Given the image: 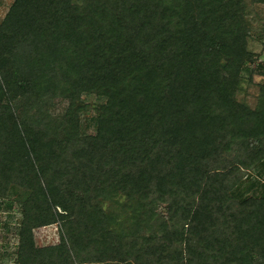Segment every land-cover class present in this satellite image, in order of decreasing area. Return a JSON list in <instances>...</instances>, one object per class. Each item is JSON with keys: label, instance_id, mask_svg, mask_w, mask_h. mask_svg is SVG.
I'll use <instances>...</instances> for the list:
<instances>
[{"label": "trees", "instance_id": "obj_1", "mask_svg": "<svg viewBox=\"0 0 264 264\" xmlns=\"http://www.w3.org/2000/svg\"><path fill=\"white\" fill-rule=\"evenodd\" d=\"M252 4L264 0H12L0 201L11 185L29 192L14 264H264V179L235 194L264 168ZM255 76L251 107L237 95ZM89 111L94 134L81 130ZM52 224L58 244L36 248L33 230Z\"/></svg>", "mask_w": 264, "mask_h": 264}, {"label": "rangeland", "instance_id": "obj_2", "mask_svg": "<svg viewBox=\"0 0 264 264\" xmlns=\"http://www.w3.org/2000/svg\"><path fill=\"white\" fill-rule=\"evenodd\" d=\"M11 3L12 0H0V20ZM246 22L253 33L252 37L248 40V49L255 55H260L261 45L257 33L261 27L264 26V6L259 4L248 5L246 9ZM261 81L262 77L255 76L252 84L249 85L245 77L242 81V91L237 95V99L245 101L253 107L258 95V85ZM82 101L91 106H98L105 103L104 98H98L94 95L87 94L82 96ZM53 103L54 106L50 109L51 114L54 116L64 115L68 106V101L54 100ZM93 117V111L80 114L81 130L83 133L94 134V126L91 120ZM257 179H264V168L252 172L247 180V188L237 189L235 190V194H240L245 197L254 194L255 189L250 187V183L258 181V183L262 185L260 183L261 180L259 181ZM258 189L260 190V187ZM28 194V191L11 185L4 201H0V264H14V253L18 242L16 229L18 228L17 222L20 219L18 203L24 202L28 197ZM7 200L12 202V208L9 211H7L3 205ZM59 235V227L56 224L36 228L32 232L33 244L36 248L56 245L59 242Z\"/></svg>", "mask_w": 264, "mask_h": 264}]
</instances>
